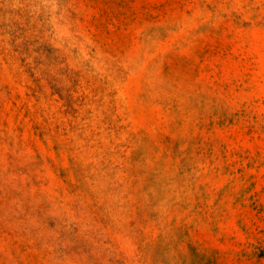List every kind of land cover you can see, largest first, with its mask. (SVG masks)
Listing matches in <instances>:
<instances>
[{
  "label": "rangeland",
  "instance_id": "rangeland-1",
  "mask_svg": "<svg viewBox=\"0 0 264 264\" xmlns=\"http://www.w3.org/2000/svg\"><path fill=\"white\" fill-rule=\"evenodd\" d=\"M0 264H264V0H0Z\"/></svg>",
  "mask_w": 264,
  "mask_h": 264
}]
</instances>
